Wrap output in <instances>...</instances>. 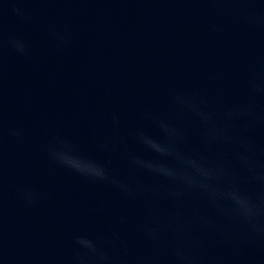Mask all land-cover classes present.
Wrapping results in <instances>:
<instances>
[{
    "label": "water",
    "instance_id": "water-1",
    "mask_svg": "<svg viewBox=\"0 0 264 264\" xmlns=\"http://www.w3.org/2000/svg\"><path fill=\"white\" fill-rule=\"evenodd\" d=\"M243 6L208 0H0L5 40L0 54V264H70L75 237L103 242L113 233L124 241L109 249L116 264L150 255L167 264L173 235L166 230L160 246H153L141 226L165 222L177 202L151 195L128 199L108 183L57 166L44 146L63 136L82 154L107 163L112 174L155 185L164 181L130 169L123 158L128 151L154 157L133 135L142 128L160 138L159 128L144 119L149 111L180 124L189 148L213 159L231 158L227 146L200 143L199 122L188 115L178 119L172 97L176 91L196 92L217 113L252 99L248 79L253 71L264 78V28L239 18ZM218 7L228 11L221 14ZM255 7L264 11V0ZM14 8L30 19H21ZM65 28L68 43L58 46L50 32ZM9 37L24 39L29 55L8 48ZM255 103L264 111V99L257 97ZM9 129L24 134L12 137ZM254 138L264 148V128ZM101 143L114 147L107 152ZM23 188L39 193L36 204H25ZM179 207L190 223L185 244L203 239L200 254L206 264H264V243L253 245L242 224L217 216L196 194ZM197 210L221 224L225 238L207 233L195 219ZM120 217L128 222L121 224Z\"/></svg>",
    "mask_w": 264,
    "mask_h": 264
},
{
    "label": "clouds",
    "instance_id": "clouds-1",
    "mask_svg": "<svg viewBox=\"0 0 264 264\" xmlns=\"http://www.w3.org/2000/svg\"><path fill=\"white\" fill-rule=\"evenodd\" d=\"M209 3L241 4L238 9L239 18L249 26L264 28V11H259L255 5L260 0H208ZM13 11L21 19L29 20L21 9ZM221 14L228 11L218 7ZM2 16V10H0ZM213 31H219L211 25ZM51 37L58 46L68 43L70 32L51 30ZM7 47L18 55H29L27 42L20 37H9ZM5 46L2 27H0V54ZM247 91L252 98L249 102L237 103L223 110L222 113L208 108L196 92L176 91L173 94L178 119L185 115L199 122L200 143L211 148L215 145L227 146L232 149L231 158L218 156L213 159L202 151L187 146L188 134L185 129L173 120L158 117L149 111L144 112V119L151 121L159 128L161 136L157 138L144 129H136L133 133L137 143L154 154V157L144 158L135 152L124 154L127 166L134 170L147 173L164 182L155 185L132 183L112 174L107 163H101L90 156L82 154L78 145L71 140L55 135L45 146L48 158L57 166L86 179L112 185L121 195L135 200L145 196L161 197L177 202V209L169 215L165 222H153L141 226L145 240L153 246H160L165 231L171 233L175 245L168 250L167 264H206L200 250L205 247L203 239L193 240L188 246L185 241L190 232V223L185 219L179 205L186 196L196 194L212 209L215 214L229 223L242 224L251 243H264V148L254 138L258 128H264V111L259 110L255 98L264 99V78L258 77L253 71L247 81ZM114 125L120 124L116 112L112 113ZM12 137H22V129H9ZM3 123L0 112V155L3 148ZM100 147L111 152L114 146L101 143ZM3 171L0 166V200H2ZM26 205L32 206L39 200V193L34 190L20 189ZM195 219L209 234L225 238L223 226L210 215L197 210ZM121 224H126L127 218H119ZM116 242L121 245L124 241L113 233L111 239L101 242L89 236H77L70 264H116L111 251ZM120 264H164L156 255L139 256L129 261L122 258ZM211 264H222L214 261ZM253 264L255 262L253 261Z\"/></svg>",
    "mask_w": 264,
    "mask_h": 264
}]
</instances>
